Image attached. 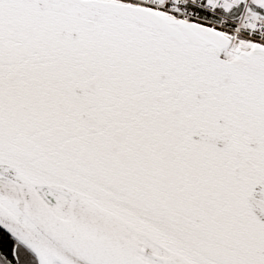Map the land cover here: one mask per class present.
Returning <instances> with one entry per match:
<instances>
[{"label": "snow or ice", "instance_id": "1", "mask_svg": "<svg viewBox=\"0 0 264 264\" xmlns=\"http://www.w3.org/2000/svg\"><path fill=\"white\" fill-rule=\"evenodd\" d=\"M0 264H264V0H0Z\"/></svg>", "mask_w": 264, "mask_h": 264}]
</instances>
